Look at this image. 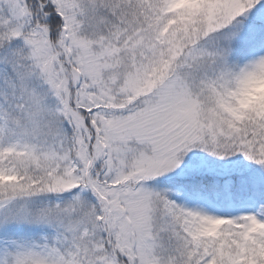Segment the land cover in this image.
<instances>
[{"label": "snow or ice", "instance_id": "snow-or-ice-1", "mask_svg": "<svg viewBox=\"0 0 264 264\" xmlns=\"http://www.w3.org/2000/svg\"><path fill=\"white\" fill-rule=\"evenodd\" d=\"M0 264H264V0H0Z\"/></svg>", "mask_w": 264, "mask_h": 264}]
</instances>
